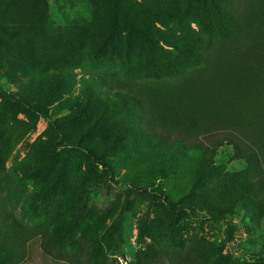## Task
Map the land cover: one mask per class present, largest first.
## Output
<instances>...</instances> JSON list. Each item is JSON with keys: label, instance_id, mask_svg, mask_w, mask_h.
Segmentation results:
<instances>
[{"label": "trees", "instance_id": "16d2710c", "mask_svg": "<svg viewBox=\"0 0 264 264\" xmlns=\"http://www.w3.org/2000/svg\"><path fill=\"white\" fill-rule=\"evenodd\" d=\"M154 1L162 4L159 9L138 10L127 0L106 1L112 26L109 36L113 38L119 34L120 23L119 27L127 28L146 43L139 55H132L120 63L123 77L174 78L189 69L218 60L222 62L220 45L235 47L234 52L229 49L234 56L231 62L238 63L245 74L252 76L256 73L255 66L264 65V2L259 0L261 8L258 12L249 13L240 10L239 0H190L191 15H196L194 17L200 21L197 20L202 32L185 40L174 31L166 32L170 21L178 17L175 12L183 10L180 0ZM23 6H26V0H0V37L7 35L32 41V31L23 28ZM28 42L23 46L28 50L27 57L33 58L35 51L30 52L33 49ZM112 46L115 47L108 39L98 43L97 50ZM3 55L7 59L24 57L19 53L4 52ZM59 61L61 65L56 68L52 65L47 74L32 80L30 86L34 90H25L30 92L29 95L22 93L11 97L16 107L23 104L32 115L48 116L47 108L53 102L47 100L57 90L68 86L74 70L80 68L81 63L79 59L67 60L65 56ZM31 66H35L34 59ZM248 81L246 79V84ZM233 83L234 88L227 89H231L233 95L236 93L237 99L224 102L220 100L222 90L217 88L222 82L216 77L191 82L186 88H178L177 96L169 97L166 94L143 97L127 88L109 87L105 92H91L84 105L51 121L52 130L61 141L57 145L60 152L47 154L38 144L34 158L28 157L10 170H6V163L22 136L15 132V117L6 118L3 113L0 119V191L7 197L13 187L14 196L25 200L22 212L25 219L30 218L36 221L32 223L40 225L39 220L43 218L48 229L43 242L46 251H67L73 256L87 251L85 236L73 237L67 231L74 205L78 200L90 197L96 187L106 182L105 172L112 176L124 172L122 179L134 187H140L143 177L160 180L162 190L158 191L174 210L179 209L175 202L181 197L190 202L187 209L193 208L195 198L204 197L212 210L218 199L228 213L242 212L257 232L264 220V116L260 114L264 108L258 113H254L253 108L264 102L259 99L260 92L241 90ZM68 108L62 106L58 113ZM226 111L230 114L223 113ZM254 114L258 117L251 119ZM179 122L189 123V128L185 129L189 137L197 135L194 129L198 126L207 133L206 137H215L217 130L222 129L231 134L208 144L192 142L182 136ZM225 146L232 148L236 161L243 168L240 172L222 176L216 173L213 162ZM94 165L102 166L103 171L97 167L91 174ZM88 175L93 178L86 179ZM41 179L48 187L47 196H39L41 191L37 187ZM27 185L33 186L34 191L30 194L26 192ZM16 186L20 190L17 191ZM70 189L74 190L72 200L60 204L68 197ZM2 211L0 207V264H12L22 260L25 247L16 227L5 219ZM201 246L192 245L189 252H194L202 264H211L214 258L210 250L217 253L220 250L214 247L203 250ZM160 257L156 252L145 259L137 258L135 264H156ZM220 257L222 260L213 264H232L229 259ZM98 264L103 263L99 261Z\"/></svg>", "mask_w": 264, "mask_h": 264}, {"label": "rangeland", "instance_id": "374dc122", "mask_svg": "<svg viewBox=\"0 0 264 264\" xmlns=\"http://www.w3.org/2000/svg\"><path fill=\"white\" fill-rule=\"evenodd\" d=\"M106 1L26 0V6L21 9L23 28L32 31V41L7 35L0 37V119L3 113H6V118L15 117V132H20L22 136L6 163V170L28 157L34 158L37 154L35 146L38 144L47 154L60 152L57 145L61 141L58 134L52 130L51 121L69 115L78 106L84 105L91 92H105L109 87L127 88L143 97L151 94H166L169 97L177 96V89L186 88L191 82L216 77L222 82V85L217 87L222 90L221 101H236V93L233 95L231 89H227L234 88V81L233 84L241 90L252 89L254 92H260L259 99L264 102V65L255 66L256 73L252 76L245 74L238 63L231 62L234 56H231L229 49L234 52L235 47L230 46L218 47L223 56L222 62L218 60L209 65H201L174 78L142 80L123 77L119 69L120 63L127 61L132 55H139L142 49L146 48V43L142 38L130 33L127 28L121 25L119 27L120 23L119 34L113 38L109 36L112 26ZM127 1L138 10L159 9L162 5L154 0ZM239 1L240 10L243 12H258L261 8L259 0ZM188 2L190 0H180L184 6L183 10L175 12L178 17L170 21L171 23L166 20L170 23L169 28L167 31L162 28L163 31L168 34L174 31L178 37L185 40H191L195 34L202 32L198 19L194 17L196 15H191ZM158 27L161 25L158 24ZM108 39L112 40L115 47H105L98 51V43ZM26 42L32 45L33 50L30 52L35 51L33 58L27 57L28 50L23 46ZM4 52L11 55L19 53L24 57L21 60L15 57L7 59L3 55ZM61 56H65L67 60L79 59L80 68L74 70L68 86L57 90L47 100L53 102L47 103L50 104L47 108L48 116L32 115L25 110L23 104L19 108L16 107L11 97L22 93L29 95L30 92L25 90H34L30 86L32 80L47 74L52 65L55 68L61 65ZM33 59L35 66L29 67ZM226 62L228 63L225 64ZM246 79H249L247 84ZM210 95L215 97L214 94ZM62 106L70 108L58 113ZM221 106L222 104L220 109ZM262 108L264 103L258 108L254 106L253 112L258 113ZM223 113L230 114L228 111ZM260 114L264 116V112ZM254 116L250 118L258 117L255 114ZM185 117L187 120L186 115ZM179 127L184 133L182 136L188 141L206 144L231 134L222 129L217 130L215 137H206L207 133L198 126L194 129L197 135L189 137L185 130L189 128V123L187 125L186 122H179ZM213 163L216 173L222 176L240 172L243 168L242 164L236 161L232 148L228 146L219 151ZM97 167L103 171L102 166L94 165L91 174ZM105 174L106 182L96 187L90 197L86 196L74 205L75 211L67 231L73 237L84 235L87 247V251L83 250L76 256L56 249L46 251L43 242L48 235V229L43 218L39 220L40 225L32 223L36 221L30 218L25 219L22 215L25 200L14 196L13 187L9 191L11 195L7 197H3L4 193L0 191V207L4 210L2 214L16 227L18 237L22 239L25 247L22 260H16L12 264H98L99 261L103 264H135L137 258L145 259L156 252L161 255L156 264H202L194 252H189L195 244L202 245L203 250L212 247L220 250L219 253L210 250L214 258L211 264L222 260L220 256L229 259L232 264H264V220L255 232L242 212L235 211L233 215L228 213L218 199L211 210L204 197L194 199L193 210L187 209L190 204L188 199L183 200L181 197L175 202L179 209L174 210L158 191L162 190L160 180L143 177L140 187H134L122 179L124 172L116 176L106 172ZM91 178L92 175L86 176L88 180ZM43 179L37 187L41 191L39 196H47L46 192H49ZM16 190L20 188L16 186ZM32 191L33 186L27 185L26 192L30 194ZM176 193L180 196L179 190H176ZM73 195L74 190H68V197L63 198L60 204L72 200ZM181 207L184 209L180 210Z\"/></svg>", "mask_w": 264, "mask_h": 264}]
</instances>
